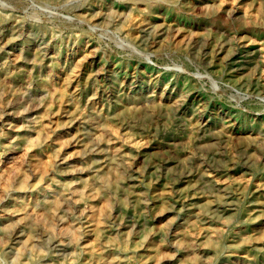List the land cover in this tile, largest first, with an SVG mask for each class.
<instances>
[{"label":"rangeland","instance_id":"374dc122","mask_svg":"<svg viewBox=\"0 0 264 264\" xmlns=\"http://www.w3.org/2000/svg\"><path fill=\"white\" fill-rule=\"evenodd\" d=\"M0 21V264H264V0Z\"/></svg>","mask_w":264,"mask_h":264},{"label":"bare ground","instance_id":"6f19581e","mask_svg":"<svg viewBox=\"0 0 264 264\" xmlns=\"http://www.w3.org/2000/svg\"><path fill=\"white\" fill-rule=\"evenodd\" d=\"M184 2H185V1H184ZM184 2H183V3H184ZM156 3H157V2H156ZM164 4H165V3H164ZM261 5H262V3H261ZM176 6H177V5H176ZM150 7H151V6H150ZM174 8H175V7H174ZM174 8H173V9H174ZM179 10H180V9H179ZM150 12H151V11H150ZM107 15H108V14H107ZM112 15H113V14H112ZM114 15H115V14H114ZM257 15H258V14H257ZM103 16H104V15H103ZM251 16H252V15H251ZM256 17H257V16H256ZM110 18H111V17H110ZM247 18H248V17H247ZM251 18H252V17H251ZM13 20H14V19H13ZM241 20H242V19H241ZM248 20H250V19H248ZM261 20H262V19H261ZM261 20H260V21H261ZM107 21H108V19H107ZM213 21H214V20H213ZM239 21H240V20H239ZM239 21H238V22H239ZM256 21H257V20H256ZM0 22H1V21H0ZM238 22H236V23H238ZM258 22H259V21H258ZM7 23H8V22H7ZM240 23H241V22H240ZM250 23H251V22H250ZM250 23H247V24H250ZM252 23H253V22H252ZM2 25H3V24H2ZM8 25H9V24H8ZM251 25H252V24H251ZM235 26H236V25H235ZM3 27H4V26H3ZM8 27H9V26H8ZM242 27H243V26H242ZM16 28H17V27H16ZM4 29H5V28H4ZM10 29H11V28H10ZM5 30H7V29H5ZM17 32H18V31H17ZM236 32H237V34H238V31H236ZM234 34H235V33H234ZM16 35H17V34H15V36H16ZM8 36H9V35H8ZM12 36H13V35H12ZM6 37H7V36H6ZM4 38H5V37H4ZM237 38H238V37H237ZM8 39H9V38H8ZM14 39H15V38H14ZM14 39H13V40H14ZM19 39H20V38H19ZM21 39H22V38H21ZM238 39H240V38H238ZM242 39H243V37H242ZM3 40H4V39H3ZM5 41H6V40H5ZM17 41H18V40H17ZM1 44H2V42H1ZM23 45H24V44H23ZM3 48H4V47H3ZM6 48H7V47H6ZM38 55H39V54H38ZM10 60H11V59H10ZM4 63H5V62H4ZM6 63H7V62H6ZM16 64H17V63H16ZM252 65H253V64H252ZM12 67H13V65H12ZM19 67H20V66H19ZM223 67H224V66H223ZM223 67H222V68H223ZM123 69H124V68H123ZM9 71H10V70H9ZM251 71H252V69H251ZM10 72H11V71H10ZM249 73H250V71H249ZM23 74H24V73H23ZM247 75H248V73H247ZM250 75H251V74H250ZM2 76H3V75H2ZM3 77H4V76H3ZM0 78H1V77H0ZM251 78H252V77H251ZM4 79H5V78H4ZM7 79H9V78H7ZM11 79H12V78H11ZM6 81H7V80H6ZM1 82H3V81H1ZM8 82H9V81H8ZM3 83H4V82H3ZM104 88H105V87H104ZM2 89H4V88L2 87ZM102 90H103V89H102ZM1 92H2V91H1ZM1 94H2V93H1ZM2 99H3V98H2ZM92 104H93V103H92ZM168 105H170V104L168 103ZM91 106H92V105H91ZM163 106H164V105H163ZM123 107H124V106H123ZM161 107H162V106H161ZM166 107H168V106H166ZM95 110H96V109H95ZM97 110H98V109H97ZM97 110H96V111H97ZM160 110H161V109H160ZM122 111H123V110H122ZM131 111H132V110H131L130 108H127V109H126V115H129V114H130V115L134 116V114H132ZM158 111H159V110H158ZM161 111H162V110H161ZM167 112H168V111H167ZM102 113H103V112H102ZM116 113H117V112H116ZM118 113H119V112H118ZM118 113H117V114H118ZM145 113H146V114H145ZM148 113H151V112H149V111H145V112L142 113V114H143L142 116H139V117H137V118L140 119V120H141V119H148V118H147L148 115H149ZM3 114H4V113H3ZM97 114H98V113H97ZM114 114H115V113H114ZM122 114H123V113H122ZM163 114H164V113H163ZM1 115H2V114H1ZM118 115H119V114H118ZM130 115H129V116H130ZM123 116H124V115H123ZM129 116H128V117H129ZM105 117H106V116H105ZM150 117H151V115H150ZM154 117H155V115H154ZM1 118H2V117H1ZM134 118H135V117H134ZM151 118H152V117H151ZM225 118H226V117H225ZM228 118H229V117H228ZM0 120H1V119H0ZM97 120H98V119H97ZM97 120H96V121H97ZM92 121H93V120H92ZM100 121H101V120H100ZM106 121H108V120H106ZM135 121H136V120H135ZM138 121H139V120H138ZM98 122H99V121H98ZM92 123H93V122H92ZM226 123H227V122H226ZM229 123H230V122H229ZM97 124H98V123H97ZM97 124H96V125H97ZM199 125H200V124H199ZM106 127H107V126H106ZM124 128H125V127H124ZM101 130H102V128H101ZM203 130H204V129H203ZM105 132H107V130H106ZM108 132H109V128H108ZM210 133H211V132H210ZM210 133H209V134H210ZM216 133H218V132H216ZM200 134H201V132H200ZM197 136H198V135H197ZM203 136H204V135H203ZM203 136H202V137H203ZM216 136L218 137V135H216ZM225 137H226V136H225ZM199 138H200V137H199ZM245 138H247V137H245ZM128 139H129V138H128ZM128 139H127V140H128ZM196 139H197V138H196ZM247 139H248V138H247ZM127 140H126V141H127ZM80 141H81V139H80ZM196 141H197V140H196ZM210 141H211V140H210ZM83 142H84V141H83ZM203 142H204V141H203ZM80 143H81V142H80ZM198 143H199V142H198ZM201 143H202V142H200V145H201ZM215 143H216V142H215ZM215 143H210V142L207 143V141H206V143H203V144H205V147H206V148H211V150L215 152V151L217 150V145H216ZM83 144H84V143H83ZM129 144H130V143H129ZM120 147H123V146H120ZM168 148H169V147H168ZM90 149H92V148H90ZM165 149H166V148H165ZM171 149H172V148H171ZM100 150H101V149H100ZM153 150H154V149H153ZM162 150H163V148H162ZM162 150H161V151H162ZM91 151H92V150H91ZM155 151H157V150H155ZM155 151H154V152H155ZM161 151H160V152H161ZM169 151H170V150H169ZM97 152H98V150H97ZM101 152H102V151H101ZM158 152H159V151H158ZM173 153H174V152H173ZM97 154H98V153H97ZM100 154H101V153H100ZM175 154H176V153H175ZM175 154H174V155H175ZM126 155H127V154H126ZM158 155H159V154H158ZM122 157H123V156H122ZM165 157H166V156H165ZM217 157H218V155H217ZM124 159H125V158H124ZM148 160H149V158H148ZM151 160H152V159H151ZM153 161H154V160H153ZM246 161H247V160H246ZM252 161H253V160H252ZM252 161H251V163H252ZM149 162H150V161H149ZM244 162H245V161H244ZM153 163H156V162H153ZM153 163H152V164H153ZM222 163H223V162H222ZM248 163H249V162H248ZM248 163H247V164H248ZM243 164H244V163H243ZM245 164H246V163H245ZM249 164H250V163H249ZM255 164H256V163H255ZM115 165H116V164H115ZM153 165H154V164H153ZM156 165H157V164H156ZM234 165H235V164H234ZM234 165H233V166H234ZM158 166H159V165H158ZM219 166H220V165H219ZM114 167H116V166H114ZM224 167H225V166H224ZM118 168H119V167H118ZM107 169H109V168H107ZM204 170H205V169H204ZM117 171H118V169H117ZM201 171H202V170H201ZM205 172H206V171H205ZM186 173H187V172H186ZM206 173H207V172H206ZM208 173H209V172H208ZM137 176H138V175H137ZM226 176H227V175H226ZM226 176H225V177H226ZM131 177H132V176H131ZM216 178H217V177H216ZM221 178H222V177H221ZM130 179H131V178H130ZM157 180H158V179H157ZM205 180H206V179H205ZM219 180H220V179H219ZM224 180H225V179H224ZM193 181H194V180H193ZM195 181H196V180H195ZM225 181H226V180H225ZM217 182H218V181H217ZM139 183H140V182H139ZM166 184H168V183H166ZM203 184H204V183H203ZM208 184H209V183H208ZM214 184H215V183H214ZM132 185H133V184H132ZM134 185H135V184H134ZM169 185H170V184H169ZM194 185H195V184H193V186H194ZM211 185H212V184H211ZM211 185H209V186L211 187ZM73 186H74V185H73ZM201 186H202V185H201ZM201 186H200V187H201ZM209 186H207V187H209ZM213 186H214V185H213ZM213 186H212V187H213ZM217 187H218V186H217ZM222 187H223V186H222ZM257 187H258V186H257ZM72 188H74V187H72ZM178 188H179V187H178ZM203 188H204V187H203ZM232 188H233V187H232ZM70 189H71V187H70ZM128 189H130V188H128ZM164 189H165V188H164ZM169 189H171V188H169ZM175 189H176V188H175ZM209 189H210V188H209ZM224 189H225V188H224ZM67 190H69V189L67 188ZM193 190H194V189H193ZM210 190H211V189H210ZM210 190H209V191H210ZM213 190H214V189H213ZM216 190H217V189H216ZM125 191H126V190H125ZM135 191H136V190H135ZM153 191H154V190H153ZM172 191H173V190H172ZM204 191H205V190H204ZM214 191H215V190H214ZM251 191H252V190H251ZM128 192H129V191H128ZM137 192H138V191H137ZM137 192H136V193H137ZM168 192H169V190H168ZM202 192H203V191H202ZM202 192H201V193H202ZM205 192H207V191H205ZM171 193H172V192H171ZM193 193H194V192H193ZM210 193H211V192H210ZM231 193H232V192H231ZM128 194H129V193H128ZM139 194H140V193H139ZM141 194H142V193H141ZM160 194H161V192H160ZM198 194H199V193H198ZM215 194H216V192H215ZM217 194H218V193H217ZM226 194H228V193H226ZM161 195H162V194H161ZM192 195H193V194H192ZM194 195H195V193H194ZM219 195H221L220 192H219ZM223 195H224V194H223ZM248 195H249V194H248ZM177 196H178V195H177ZM145 197H146V196H145ZM184 197H185V196H184ZM217 197L219 198V196H217ZM222 197H223V196H222ZM157 198H158V197H157ZM181 199H182V198H181ZM206 199H207V198H206ZM214 199H215V198H214ZM221 199H222V198H221ZM139 200H140V199H139ZM160 200H161V199H160ZM162 200H163V199H162ZM203 200L206 201L205 199H203ZM218 200H219V199H218ZM52 201H53V200H52ZM146 201H147V200H146ZM163 201H164V200H163ZM193 201H194V200H193ZM232 201H233V200H232ZM260 201H261V200H260ZM50 202H51V201H50ZM196 202H197V201H196ZM202 202H203V201H202ZM228 202H229V201H228ZM235 202H236V201H235ZM255 202H257V201H255ZM261 202H262V201H261ZM158 203H159V202H158ZM172 203H173V202H172ZM226 203H227V202H226ZM221 204H222V202H221ZM223 204H224V203H223ZM160 205H162V204L160 203ZM163 205H164V203H163ZM165 205H167V204H165ZM190 205H191V204H190ZM203 205H204V204H203ZM144 206H146V205H144ZM151 206H152V205H151ZM168 206H170V205H168ZM161 207H162V206H160V208H161ZM231 207H233V206H231ZM165 208H166V207H165ZM258 208H259V207H258ZM260 208H262V207H260ZM263 208H264V207H263ZM167 209H168V208H167ZM180 209H181V208H180ZM180 209H179V210H180ZM206 210H207V209H206ZM216 210H217V209H216ZM162 211H163V210H162ZM166 211H167V210H166ZM207 212H208V211H207ZM187 213H189V212H187ZM213 214H214V212H213ZM217 214H218V213H217ZM247 215H248V214H247ZM195 216H196V215H195ZM209 216H211V215H209ZM219 217H220V216H219ZM223 217H224V216H223ZM227 217H228V216H227ZM259 217H260V215H259ZM217 218H218V216H217ZM246 218H247V217H246ZM253 218H254V217H253ZM191 219H192V218H191ZM207 219H208V218H207ZM218 219H219V218H218ZM248 219H249V218H248ZM251 219H252V218H251ZM185 220H186V219H185ZM246 220H247V219H246ZM188 221H189V220H188ZM222 221H223V220H222ZM249 221H250V220H249ZM251 221H252V220H251ZM200 222H201V221H200ZM200 222H199V223H200ZM263 222H264V221H263ZM8 226H9V225H8ZM244 226H245V225H244ZM238 231H239V230H238ZM251 232H252V231H251ZM62 241H63V240H62ZM114 259H115V258H114ZM116 261H117V260H116ZM114 264H115V263H114Z\"/></svg>","mask_w":264,"mask_h":264}]
</instances>
